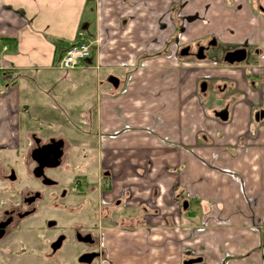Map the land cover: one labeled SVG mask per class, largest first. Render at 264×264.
Segmentation results:
<instances>
[{
  "label": "crops",
  "instance_id": "0c3cea01",
  "mask_svg": "<svg viewBox=\"0 0 264 264\" xmlns=\"http://www.w3.org/2000/svg\"><path fill=\"white\" fill-rule=\"evenodd\" d=\"M254 2L0 0V150H15L26 124L55 133L45 126L61 124L46 111L68 104L80 111L70 126L92 132L99 118L104 135L128 129L110 153L117 195L134 190L103 230L112 264H264V121L254 120L264 104V19ZM172 6L180 24L188 20L183 32ZM212 38L220 48L207 60L180 55ZM243 42L261 56L244 65L217 59ZM79 43L90 57L62 71ZM76 91L96 96L73 106Z\"/></svg>",
  "mask_w": 264,
  "mask_h": 264
},
{
  "label": "flooded vegetation",
  "instance_id": "af4514ba",
  "mask_svg": "<svg viewBox=\"0 0 264 264\" xmlns=\"http://www.w3.org/2000/svg\"><path fill=\"white\" fill-rule=\"evenodd\" d=\"M254 3L264 19V0ZM179 30L183 32L184 28L179 27ZM211 43H215L214 46H210ZM200 48L205 49L207 60L220 45L212 38L195 48L185 46L180 55L196 59ZM185 50L186 56L182 55ZM240 50L246 51V59L237 65L248 64L262 53L259 47L243 42L224 50L222 59H217L228 64L226 56ZM256 108L259 110L254 120L264 121V104ZM22 132L23 138L15 150H0V264H96L102 261L106 252L98 232L84 228L85 224H64L59 219L62 211L59 207L63 201L77 206L79 199L82 210L87 209L91 198L98 193L96 180H111L112 170L110 167L101 169L93 180L88 168H84L87 156L81 157L79 150L68 153V139L36 128L27 127ZM58 149L62 156L56 159ZM94 149L96 145L91 148ZM73 153L77 155H71ZM55 164L59 165L54 167ZM131 193L129 187L123 195L129 197ZM104 202L113 203L115 210L126 209L123 199Z\"/></svg>",
  "mask_w": 264,
  "mask_h": 264
},
{
  "label": "rangeland",
  "instance_id": "374dc122",
  "mask_svg": "<svg viewBox=\"0 0 264 264\" xmlns=\"http://www.w3.org/2000/svg\"><path fill=\"white\" fill-rule=\"evenodd\" d=\"M178 11H179V8L177 9V7L172 6V9H171L172 23H174V25H176V27H178L179 29V27H183V24H186L188 20L184 19L182 20V24H180V21L177 19L178 14H179ZM261 18L263 19L262 16ZM261 63L263 64L261 66L263 70H260V71L264 72V62H261ZM253 68H250V69L244 68L241 72L242 74H244V72L248 73V76L246 77L255 81L257 74L255 73V70ZM89 76L90 78L93 77L95 79V75H89ZM253 76H256V77H253ZM144 90L151 91L152 88L144 87ZM89 93L90 94L93 93L91 95L90 100H88L87 98H82V91L73 92L70 95L69 103L73 104L75 103L74 99L77 100L79 98H82V103H84L87 106L88 102L94 101L95 96H96V91H93V92L90 91ZM55 110H49V112L47 110L46 111L48 115L47 117L48 119L51 118L54 121L58 119L61 125L59 126L55 124V125H50V126H45V127L48 129L51 127L53 129H56L57 131H55V133L58 134V136L68 139L69 141V146L67 148L68 153L71 151L77 153V150H79L80 151L79 154L81 155V157H84V155L87 156V157H84L85 158L84 168H88V173L91 175V178L93 180H96V176L99 174V171L103 168L109 169L110 167V169L113 172V176L111 180L109 179L100 180L99 178L96 180V182H99L98 183V193L93 198H91V201H89L90 205L87 207V209L85 208L84 210H82L83 209L82 208L83 204H81L82 200H79V199L77 200L78 202L77 206L71 205L70 203L63 201L60 204L59 210L65 211L66 213L60 211L59 219H61V221L64 224H69V225L70 223L75 224L76 226L79 224H85L86 226L84 228L88 230L92 229L93 231L98 232L99 237H101L103 245H104L103 230L106 227H111V228L114 227V225H112L110 222L114 221L118 214V211L115 210L116 208L114 207L113 203H105L104 201L111 202L116 199H123L126 204V205L124 204L125 208H129L130 203L134 201V190H133L132 185L125 186L121 190L120 194L117 195V192L120 188L117 185V179H116L117 177L114 174L115 173L114 168L118 164H114L115 161L113 157L110 155L111 151L114 150V148L116 149V144L114 142L115 138L117 139L118 136L121 135V133L125 132L128 129H125L124 127L123 129L114 131L111 135L109 134L104 135L100 131L97 130V127L95 125V123L99 120L98 118L95 120L93 131L91 132L89 131V129H85L87 127H85L86 125L84 124L80 123V124H77V126H74V125L70 126V124H68V120L71 118V116L76 120L80 118L79 109H72L69 107V104H68L67 106H65L64 112L56 108ZM35 121H37L36 118L34 119L31 118L29 119L28 123H32V122L35 123ZM39 123L40 122H36L35 124L41 125ZM44 124L47 125L45 122ZM23 127H25L23 129H26L27 124L24 125ZM78 128L79 129L81 128V129L78 130ZM107 137H110V138L107 140V143H106L104 139H107ZM95 145H96V150L95 149L91 150V148L95 147ZM71 155L74 156L77 154L73 153ZM86 164H88V167ZM129 187H131L132 193L131 195H129V197H127L123 194H124V191L127 190ZM151 199L152 201L149 202L148 208L153 209L155 207H154V204L152 203L155 201V198H151ZM94 202H96L95 207H93ZM63 206H65L66 208H63ZM67 206H69V209H67ZM103 249L106 252L105 257L103 258L102 261H99L96 264H112L111 260L109 259L110 258L109 253H108L109 251H107L105 247H103Z\"/></svg>",
  "mask_w": 264,
  "mask_h": 264
},
{
  "label": "built area",
  "instance_id": "2783aa9c",
  "mask_svg": "<svg viewBox=\"0 0 264 264\" xmlns=\"http://www.w3.org/2000/svg\"><path fill=\"white\" fill-rule=\"evenodd\" d=\"M91 55L90 45L88 43L75 44L67 49L59 62V68L62 71L76 69L81 61L88 59Z\"/></svg>",
  "mask_w": 264,
  "mask_h": 264
},
{
  "label": "water",
  "instance_id": "95a60500",
  "mask_svg": "<svg viewBox=\"0 0 264 264\" xmlns=\"http://www.w3.org/2000/svg\"><path fill=\"white\" fill-rule=\"evenodd\" d=\"M214 44L215 43H211L210 46H214ZM186 52H187V50L183 51L182 55L186 56V54H187ZM204 52H205V49L204 48H200L198 53H197V55H196V59L199 60V61L205 60L206 57L204 55ZM245 59H246V51L245 50H240V51H236V52L231 53L228 56H226L225 61L228 64L233 65V64H241V63H243L245 61ZM221 118H223L224 120H227V114H226L225 118L222 117V116H221ZM60 145H59V147L61 148ZM59 149L57 150V154L55 156L56 159H59L62 156V152ZM56 165H59V164H55L54 167H56ZM91 262H92V260H91ZM198 263H201V259L191 260V261H188V262H186L184 264H198Z\"/></svg>",
  "mask_w": 264,
  "mask_h": 264
}]
</instances>
